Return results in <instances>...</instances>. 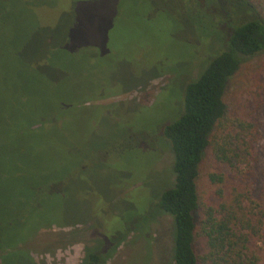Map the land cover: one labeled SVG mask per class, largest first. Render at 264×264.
Masks as SVG:
<instances>
[{
    "label": "rangeland",
    "instance_id": "374dc122",
    "mask_svg": "<svg viewBox=\"0 0 264 264\" xmlns=\"http://www.w3.org/2000/svg\"><path fill=\"white\" fill-rule=\"evenodd\" d=\"M19 1L26 30H16V61L2 67L13 77L2 84L0 115L56 129L38 154L54 167L47 175L61 171L49 189L62 193L56 211L55 201H39L41 225L60 224L22 245L38 264H82L87 248L111 256L107 264H174L173 220L156 205L175 181L164 130L181 115L187 86L225 48L228 12L242 20L245 8L234 0ZM245 3L264 20V0ZM227 101L249 126L246 161L229 172L207 158V190V175L222 171L228 188L264 191V52L243 62Z\"/></svg>",
    "mask_w": 264,
    "mask_h": 264
},
{
    "label": "trees",
    "instance_id": "16d2710c",
    "mask_svg": "<svg viewBox=\"0 0 264 264\" xmlns=\"http://www.w3.org/2000/svg\"><path fill=\"white\" fill-rule=\"evenodd\" d=\"M225 1L205 0L200 5L224 7ZM234 1L245 8L246 15L239 20L228 12L223 23L228 33L225 48L187 86L181 115L164 130L174 156L175 181L161 192L156 205L160 214L173 220L174 264H264V191L245 190L240 185L228 188V175L222 171L207 175V190L203 173L204 162L211 157L229 172L238 171L248 152L241 150L244 143L248 146L249 126L231 115L227 94L243 62L264 52V20L252 19L245 0ZM21 10L19 0H0V68L16 61L19 48H14L13 41L16 30H26L27 20ZM12 77L10 71L0 69V101L7 89L2 84ZM37 125L34 130L33 124H9L0 115V264H38L22 241L60 224L54 220L40 223L46 211L42 212L39 201L44 199L46 205L55 201L52 211H56L62 193L49 189L58 181L55 173L61 171L47 175L54 167L38 154L48 140L46 135L56 129ZM16 144L18 152H13L10 146ZM3 151L12 152L5 157ZM109 258L87 248L82 264H107Z\"/></svg>",
    "mask_w": 264,
    "mask_h": 264
},
{
    "label": "flooded vegetation",
    "instance_id": "af4514ba",
    "mask_svg": "<svg viewBox=\"0 0 264 264\" xmlns=\"http://www.w3.org/2000/svg\"><path fill=\"white\" fill-rule=\"evenodd\" d=\"M37 126H39V125H37Z\"/></svg>",
    "mask_w": 264,
    "mask_h": 264
}]
</instances>
